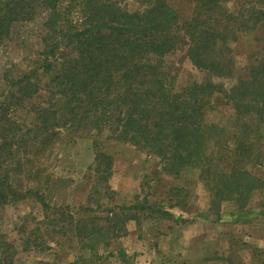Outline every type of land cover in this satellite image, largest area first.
<instances>
[{
	"label": "trees",
	"instance_id": "obj_1",
	"mask_svg": "<svg viewBox=\"0 0 264 264\" xmlns=\"http://www.w3.org/2000/svg\"><path fill=\"white\" fill-rule=\"evenodd\" d=\"M189 1L193 11L182 17L169 0H146L133 11L116 0H0V56L19 27L38 23L34 48L1 74L0 207L32 198L50 210L48 160L70 140L90 139L100 172L92 196L112 216L104 225L89 214L95 208L83 206L96 224L71 218L74 231L89 238L83 247L95 252L105 234L120 237L139 213H156L147 196L126 206L110 202L113 159L98 148L115 140L156 157L162 174L184 181L169 188L183 224L193 175L209 190L211 212L221 213L224 203L242 212L261 194L264 218V43L246 61L233 53L241 35L264 22V0H236L234 7ZM181 51L201 72L184 85L169 60ZM216 112L227 118L211 120ZM57 214L45 213L47 227L64 219L56 222ZM11 248L0 235V264H16ZM223 262L240 264L232 256Z\"/></svg>",
	"mask_w": 264,
	"mask_h": 264
},
{
	"label": "rangeland",
	"instance_id": "obj_2",
	"mask_svg": "<svg viewBox=\"0 0 264 264\" xmlns=\"http://www.w3.org/2000/svg\"><path fill=\"white\" fill-rule=\"evenodd\" d=\"M116 1L130 11L144 8L146 5V0ZM235 1L229 0L227 4L229 7H234ZM169 2L182 17H187L193 11V3L189 0H169ZM37 33L38 23L19 27L14 40L8 45L6 52L0 56V71L2 70L0 92L4 90V79L1 75L4 69L20 63L25 54L34 48ZM22 40L25 42L23 43ZM263 43L264 22L259 24L252 33L241 35L233 44V53L237 60L245 59L246 61L250 54L261 48ZM169 60L175 64L178 70L176 72L179 73V79L183 85L196 77L201 78V72L194 67L184 52L171 56ZM233 82V80L226 81L229 86ZM226 118L227 116L221 112H216L210 117L216 122L224 121ZM70 141L54 153L47 162L53 175L52 186L46 197L50 210L32 198L0 207V235L11 243V253L15 254L16 264H212L213 259L220 261L219 255L223 245L221 240L205 236L204 240L213 242L204 244L203 239L191 240L197 233L195 227L181 229L180 226L188 225L190 221L188 216L196 215L206 216L211 223L225 222L228 230L227 237L231 242L234 241L242 246L249 244L264 247V218L258 214L263 197L261 194H257L252 203L242 212L237 210L234 204L224 203L221 213L215 214L211 212V196L207 186L198 181L195 175L190 176L192 182L188 181V188L191 194L187 207L190 210L185 212L187 219H184V222L187 223L183 224L181 217L176 219L180 210L171 208L179 198L171 197L169 188L173 184H185L184 181L176 183L171 177L162 174V166L156 157L138 151L129 144L111 140L98 148L113 159L109 185L114 192V198L110 202L114 206H126L141 202L147 196L156 213L148 217L150 212L142 211L139 213L138 223L129 220L126 223L127 231H123L120 237L105 234L97 243L96 251L91 252L89 248H84L82 243L90 244L89 238L74 231L71 217L90 227L94 222L93 217L86 216L88 213L83 210V206L95 208L96 212L89 214H98L104 225H108L106 218L112 215L99 211L101 207L94 201L98 196H92L97 174L100 173L96 170L97 149L90 139H80L77 143ZM22 184L27 182L23 181ZM105 198L107 197L104 194L103 204L109 203V200ZM55 205L61 207L59 215L56 213ZM235 210L242 214V218L238 221L234 216ZM165 211L175 213L173 216H168L164 213ZM45 213L57 214L56 222L61 216L64 219L59 225L47 227ZM117 225L123 228L124 223ZM63 231L66 233L63 234ZM206 232L212 235L213 230L207 229ZM196 243L198 248H192ZM200 247L205 250V255L202 259L196 260L192 256L200 254ZM122 251L123 255H121ZM243 255L249 256L247 252ZM231 256L237 258L240 264H246L239 255Z\"/></svg>",
	"mask_w": 264,
	"mask_h": 264
},
{
	"label": "crops",
	"instance_id": "obj_3",
	"mask_svg": "<svg viewBox=\"0 0 264 264\" xmlns=\"http://www.w3.org/2000/svg\"><path fill=\"white\" fill-rule=\"evenodd\" d=\"M180 212L181 211H179L178 214ZM186 215L187 214L184 212L183 218L184 219L188 218L190 220L189 221L190 223L188 222V225H185V226L182 225L180 227H182L181 229H183V230H185L186 228H189V227H191V228L195 227L196 228L197 233L191 238V240H193V239H200V240L203 239L204 240L205 236L213 237L214 239L221 240V242H223L221 252H220L221 256L228 257L231 255H239L242 259H244V262L246 264H264V247L252 246L249 244L247 246H242V245H239L238 243H236L234 241L231 242L230 240H228L229 238L227 237V231L228 230L226 229L227 224L225 222H222L220 224H216V223H211L208 219L204 218L203 216L196 215V216H191V217L188 216L187 217ZM222 221H224V220H222ZM198 229H200V230L198 231ZM207 229L213 230L212 235H209L206 232ZM210 241H212V240H204V244H206ZM195 242H196V240H195ZM197 244L198 243H196L195 245L193 244L192 248L197 249L198 248ZM258 247H259V249H258ZM204 251L205 250L203 249V247H200L199 248L200 254L196 255V256H192V257L196 260L202 259L205 255ZM246 252L249 254L248 257L243 255ZM213 260H214V262L212 264H219L220 263V261H215V259H213ZM201 262H203V261H201Z\"/></svg>",
	"mask_w": 264,
	"mask_h": 264
}]
</instances>
